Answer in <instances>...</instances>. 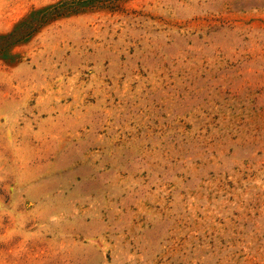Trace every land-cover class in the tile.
Here are the masks:
<instances>
[{
    "label": "rangeland",
    "instance_id": "rangeland-1",
    "mask_svg": "<svg viewBox=\"0 0 264 264\" xmlns=\"http://www.w3.org/2000/svg\"><path fill=\"white\" fill-rule=\"evenodd\" d=\"M0 264H264V0H0Z\"/></svg>",
    "mask_w": 264,
    "mask_h": 264
}]
</instances>
